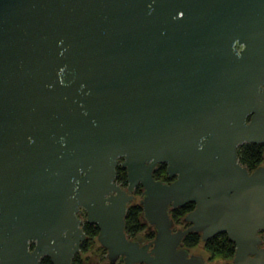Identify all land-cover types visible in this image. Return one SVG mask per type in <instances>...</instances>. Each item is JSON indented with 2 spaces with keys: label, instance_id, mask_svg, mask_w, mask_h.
<instances>
[{
  "label": "water",
  "instance_id": "obj_1",
  "mask_svg": "<svg viewBox=\"0 0 264 264\" xmlns=\"http://www.w3.org/2000/svg\"><path fill=\"white\" fill-rule=\"evenodd\" d=\"M241 142L264 144V0H0V264H71L78 207L105 264H209L187 232L264 264V163ZM138 184L144 243L124 231Z\"/></svg>",
  "mask_w": 264,
  "mask_h": 264
},
{
  "label": "trees",
  "instance_id": "obj_2",
  "mask_svg": "<svg viewBox=\"0 0 264 264\" xmlns=\"http://www.w3.org/2000/svg\"><path fill=\"white\" fill-rule=\"evenodd\" d=\"M264 144L254 143V142H241L236 146V155L240 164L244 165L247 169H252L257 164L264 160L263 153ZM118 159L115 164V174L114 179L120 185L124 186L126 184V174L124 167L120 166ZM152 177L160 179L163 181L167 180L165 172L164 162L157 163L152 171ZM140 192V185L134 187V198L127 203L125 216H124V231L127 236L134 235L133 233L145 228V224L140 219V204L138 203V196ZM193 206L192 202H186L181 206H176L169 209L168 213L173 221V223H178L182 219V215L191 209ZM146 229V228H145ZM83 232L86 233L87 239L80 245L81 251L86 249V246L90 245L94 241L95 228L90 224H84L82 226ZM150 234H146L150 239L153 236V230L146 229ZM182 245L187 247H192L197 244H201L202 248L209 254L210 257L218 258H229L233 253V244L226 237L224 232H216L212 236L205 240H200L198 232H187L184 234L182 240ZM83 258L80 253H74L71 256V264H82ZM38 264H51L49 258L43 255L39 258Z\"/></svg>",
  "mask_w": 264,
  "mask_h": 264
},
{
  "label": "flooded vegetation",
  "instance_id": "obj_3",
  "mask_svg": "<svg viewBox=\"0 0 264 264\" xmlns=\"http://www.w3.org/2000/svg\"><path fill=\"white\" fill-rule=\"evenodd\" d=\"M261 163H264V160L261 162ZM169 178H167L168 180ZM166 180V181H167ZM76 215L80 218L81 222H80V225H81V228L82 226L86 223V224H90L92 227L95 228V232H94V241L88 246H86V249L84 251H81V248H80V245L87 239V236H86V233L84 234L85 237L79 241L78 243V248L77 250L74 252V253H81V252H85V253H90L91 255L94 256L93 260H91L90 264H105L106 262V257H105V248L102 247L100 244H98V242L95 240V235L97 233V226L94 222H87L85 220V210L84 208L82 207H78L77 210H76ZM187 225V223L183 222L182 220L178 223H173V228H182V227H185ZM83 231V230H82ZM264 228L263 229H260L258 230V234L260 236V239H261V243L259 245H264ZM134 235L130 236L131 238H134V239H137L140 243H144L146 242L147 240H149V238L147 237L146 234H150L149 231H147L145 228L139 230V231H136L133 233ZM232 242V241H231ZM33 241H28V245H27V248L30 250L32 247H33ZM233 244V242H232ZM233 247H234V244H233ZM190 250H191V247H189ZM192 251V250H191ZM73 253V254H74ZM72 254V255H73ZM205 259V258H204ZM39 260V259H38ZM206 261V259H205ZM71 262V261H70ZM231 263V262H230ZM38 264V263H37ZM113 264H122L121 261H119L118 259H116L114 261ZM138 264H141V263H138ZM232 264V263H231Z\"/></svg>",
  "mask_w": 264,
  "mask_h": 264
},
{
  "label": "rangeland",
  "instance_id": "obj_4",
  "mask_svg": "<svg viewBox=\"0 0 264 264\" xmlns=\"http://www.w3.org/2000/svg\"><path fill=\"white\" fill-rule=\"evenodd\" d=\"M191 250L194 252L201 253L202 256L206 259V262L209 264H231L229 258L210 257L209 254L202 248L200 243L195 246H192ZM80 256L83 258L82 264H90L91 260H93L94 258L93 255L85 252H81Z\"/></svg>",
  "mask_w": 264,
  "mask_h": 264
}]
</instances>
